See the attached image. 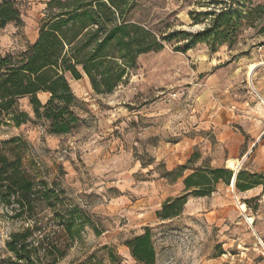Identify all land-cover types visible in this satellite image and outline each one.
<instances>
[{"label":"rangeland","instance_id":"obj_1","mask_svg":"<svg viewBox=\"0 0 264 264\" xmlns=\"http://www.w3.org/2000/svg\"><path fill=\"white\" fill-rule=\"evenodd\" d=\"M14 1L21 23L0 29L2 54L26 50L55 11L51 0ZM137 1L136 16L162 31H198L207 22L194 24L189 12L225 6L243 10L241 24L232 45L216 51L197 43L138 55L110 93L95 92L85 74L69 77L77 122L68 133L49 132L29 97L19 100L29 119L1 125L0 141L14 139L9 145L27 173L57 189V208H44L41 217L53 223V211L73 208L83 217L57 264H142L124 243L145 227L153 264H264L262 186L238 192L232 183L209 181V193L195 195L183 184L195 168L234 172L230 158L240 161L238 170L264 173V0ZM251 63L259 64L249 81ZM37 97L44 103L48 94ZM177 197L182 204L163 209ZM26 225L0 204V264H17L7 241Z\"/></svg>","mask_w":264,"mask_h":264},{"label":"trees","instance_id":"obj_2","mask_svg":"<svg viewBox=\"0 0 264 264\" xmlns=\"http://www.w3.org/2000/svg\"><path fill=\"white\" fill-rule=\"evenodd\" d=\"M48 7L55 11L44 19L37 39L26 50L15 55L0 52V126H20L27 121L29 115L19 108V100L29 97L34 117L47 123L49 132L68 133L77 122L72 110L76 97L69 77L80 79L85 74L95 92L110 93L129 76L140 54L158 52L166 45L175 51H186L197 43H205L211 51L224 43L231 46V33L241 24L243 11L226 6L199 13L191 11L188 14L194 24L207 22L192 32L162 31L146 23L136 16L137 0H51ZM8 23L20 24V11L14 0H0V29ZM39 92L48 94L44 103L37 97ZM14 141H0V204L27 225L10 234L8 250L17 264H57L70 247L67 240L78 236L83 217L75 215V208L53 211V223L41 217L44 208H57V189L27 173L21 155L9 145ZM206 170L195 168L187 174L183 179L185 188L192 189L195 195H205L211 181L230 183V169ZM234 184L238 192L257 186L264 190V173L240 169ZM176 203L182 204L183 198L166 203L163 209ZM173 212L165 211L160 216L177 214V210ZM124 244L139 263H154L155 250L148 227Z\"/></svg>","mask_w":264,"mask_h":264},{"label":"bare ground","instance_id":"obj_3","mask_svg":"<svg viewBox=\"0 0 264 264\" xmlns=\"http://www.w3.org/2000/svg\"><path fill=\"white\" fill-rule=\"evenodd\" d=\"M258 64L259 63H251V64L248 65V70H247L246 74H247V78L249 79V81H250L252 75L254 74L255 69H256ZM239 164H240V161L238 159H233V158L227 159V162H226V166L231 168L232 170H235V173H236V171H238ZM234 185L235 184H234V181H233L232 182V186H234ZM239 205H240L241 208L244 207V203H240Z\"/></svg>","mask_w":264,"mask_h":264},{"label":"water","instance_id":"obj_4","mask_svg":"<svg viewBox=\"0 0 264 264\" xmlns=\"http://www.w3.org/2000/svg\"><path fill=\"white\" fill-rule=\"evenodd\" d=\"M236 173H237V171H236ZM236 173H235V171L232 173V177H231L230 183H232L233 181H235Z\"/></svg>","mask_w":264,"mask_h":264},{"label":"built area","instance_id":"obj_5","mask_svg":"<svg viewBox=\"0 0 264 264\" xmlns=\"http://www.w3.org/2000/svg\"><path fill=\"white\" fill-rule=\"evenodd\" d=\"M260 66H262L264 68V62L263 63H260ZM252 86V85H251Z\"/></svg>","mask_w":264,"mask_h":264}]
</instances>
